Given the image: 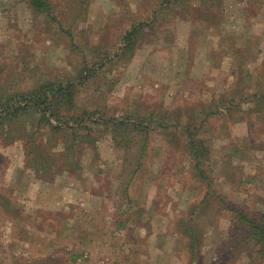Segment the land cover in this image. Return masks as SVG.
<instances>
[{
  "label": "rangeland",
  "instance_id": "1",
  "mask_svg": "<svg viewBox=\"0 0 264 264\" xmlns=\"http://www.w3.org/2000/svg\"><path fill=\"white\" fill-rule=\"evenodd\" d=\"M66 1L56 0L64 6L57 13L66 26L75 23L74 39L89 57V47L112 51L131 25L149 22L134 58L109 64L95 78L97 89L91 80L81 87V97L105 98L114 115L131 107L153 112L155 121L170 126L149 131L140 164L139 151L125 161L124 151L115 147L119 166L102 167L106 175L117 174V208L111 215L117 217L116 226L87 219L55 223L45 210L29 207L18 189L26 187L25 173L44 180L63 173L39 175L26 163L24 141L0 135V264H144L153 228L165 236H155L162 249L170 252L171 240L184 247L188 264H264V243L250 235L240 216L264 225V100L252 96L264 87V0H186L181 4L186 9L141 0L135 13L129 0H88L77 19L76 5L82 0H70V10ZM155 10L156 20L149 21ZM47 22L26 0H0V62L7 77L24 70L32 78L42 73L54 78L78 67L82 53ZM207 116L192 138L208 150L203 169L209 187L195 171L191 144L182 132ZM96 128L97 142L111 138L104 125ZM123 166L129 169L124 174L130 182L127 192L120 188ZM105 181L110 189L109 176ZM190 206L197 217L194 252L184 232L189 225L178 221L189 216ZM89 225L100 232V237L93 233L92 242L81 239ZM114 227L128 229L117 237ZM135 244L143 257L134 255Z\"/></svg>",
  "mask_w": 264,
  "mask_h": 264
},
{
  "label": "trees",
  "instance_id": "2",
  "mask_svg": "<svg viewBox=\"0 0 264 264\" xmlns=\"http://www.w3.org/2000/svg\"><path fill=\"white\" fill-rule=\"evenodd\" d=\"M26 1L36 12L42 14L49 24H54L72 39V48L82 53V59L80 58L81 62L78 67L75 66L71 71L62 76L56 75L54 78L48 77L46 73L32 78L29 72L22 74L24 70L22 72L19 70L20 72L7 77V73L4 72V67L0 62V135L9 136V139L12 140L17 138L23 140L26 144V163L32 169H37L39 175L49 177L65 171L74 173L75 169L79 167V158L82 152L88 147L96 149L98 137L95 136L96 127L102 124L109 130L114 146L124 151L126 155L124 160H128L130 156L136 157V152L139 151L140 164V158L147 145L146 140L149 131L156 127L168 129L170 125H163L161 122L155 121L153 112H141L134 107L122 111L121 115L111 114V109L105 98L103 101L101 96L98 98L93 96L81 97V87L94 80L91 84L95 83L93 90H96L99 80L95 81V78L98 79L99 73H104L109 64L114 65L120 62L125 64L130 61L145 33V26L149 22L140 20L131 25L120 37L119 45L112 51L101 53L102 47L100 45L89 47L91 50L89 57L85 50L78 47L74 39L71 25L75 23L66 26V23L60 18V14L57 13L61 12V5L55 3L56 0ZM87 1L82 0L77 3L76 9L79 12L74 13L76 19L79 14L81 15L80 10L86 11ZM163 1L167 6L171 3V7H173L174 5L181 6L186 0H162L161 2ZM66 2L65 6L70 10L68 5L70 0ZM63 7L62 5L61 8ZM181 8L186 9L184 6ZM156 16L157 10L152 13L151 19L148 20L155 21ZM252 96L264 100V87L257 88V92H254ZM213 113L214 111L210 112V114ZM25 116L32 120L31 125H29L28 120H24ZM208 117L202 119L200 123L194 124V128H191L190 125L188 128L184 127L182 132L191 144L195 171L209 187L211 184L203 169V163L208 158L205 153L208 150L206 147L200 146L201 143L203 144L202 140L192 138L200 131V128L197 127ZM27 124L29 125L28 128ZM192 129L193 131H191ZM189 131L192 132L191 136ZM135 144L136 147L133 149ZM34 148L36 150L33 151ZM124 168L121 172L123 179L120 188L123 187L124 191L127 192L130 182L129 180L126 181L124 174H127L129 169ZM135 172L136 169H133L129 173ZM195 211V206H192L189 216L178 220L189 225L188 230L184 232L190 236V248L193 252L197 243L194 237V233H197ZM240 216L246 223L250 235L256 237L258 242L262 240L261 242L264 243V225L244 213H240Z\"/></svg>",
  "mask_w": 264,
  "mask_h": 264
},
{
  "label": "crops",
  "instance_id": "3",
  "mask_svg": "<svg viewBox=\"0 0 264 264\" xmlns=\"http://www.w3.org/2000/svg\"><path fill=\"white\" fill-rule=\"evenodd\" d=\"M140 1L141 0H129L132 13H135L133 11H136L138 6H140ZM96 143V149L88 147L81 154L77 176L74 173L65 171L58 178L55 177L50 180H44L37 177L35 178L33 174L25 173L24 185H26V187L22 188L21 186L18 189H21L20 191L23 190L22 193L26 196V204L29 207L35 208V211L45 210L50 215L48 220L55 223L61 220L66 222L70 221L71 223H81V221L87 219L90 224L93 222L97 224L106 222L116 226L117 217L112 220L111 215L112 211L117 208V197L114 198L118 183L117 174L114 176L113 174L106 175L102 167H105L107 163H112V165L115 164V168L116 165L118 167L121 161V154L115 148L110 137ZM95 150H97L96 153L99 151V156L97 155V157H95ZM106 176H109V179L112 181L110 189L107 188L105 184ZM149 202H151V200H149ZM86 210L89 217H86L87 214L84 215L81 213ZM71 212L74 213V216H72ZM67 213H71V216L64 218L63 215ZM154 219L155 217L152 216L151 222L154 223ZM137 220L138 218L135 217L134 222H137ZM128 222H133V220H129ZM94 229L95 230L89 225V228L86 229L87 233L84 237H81V239L92 242L95 239L93 233L96 234L95 237H100V232H96V230H98L97 227ZM127 229L128 228L117 227L113 230V235L121 237L127 232ZM162 235L160 236L157 229H155L154 232L153 228V233H151L148 241L150 253L145 256L147 261L144 264H188L190 259H183V246L177 245L172 240L171 250L169 249L170 252L159 246V242L155 236H158V238L165 237ZM75 238H77V236L71 232V239L77 241ZM135 250L136 252L134 255L144 256V253L139 250L137 244H135Z\"/></svg>",
  "mask_w": 264,
  "mask_h": 264
}]
</instances>
